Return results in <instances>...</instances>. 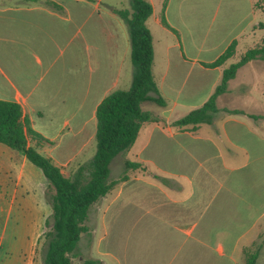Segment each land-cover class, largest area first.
Returning <instances> with one entry per match:
<instances>
[{
	"label": "crops",
	"instance_id": "crops-1",
	"mask_svg": "<svg viewBox=\"0 0 264 264\" xmlns=\"http://www.w3.org/2000/svg\"><path fill=\"white\" fill-rule=\"evenodd\" d=\"M147 1L151 74L164 105L143 109L157 121L145 122L133 143L109 161L108 179L123 172L126 178L88 208L72 264H244L243 249L264 231V71H243L260 59L227 80L209 122H171L200 107L223 68L238 60L232 55L206 65L231 41L234 48L243 43L256 23L254 0H240L239 11L229 0L226 11L237 10V18L223 32L217 31L221 21L213 27L217 2L198 37L188 34L184 0ZM204 1L196 5L200 12ZM121 8L128 0H0V99L18 103L21 118L47 140L28 138L29 145L58 167L73 163L60 170L64 176L94 153L98 102L130 84L127 28L114 12ZM161 12L175 32L161 24ZM64 129L71 134L65 141ZM126 160L143 169L125 171ZM26 161L0 143V223L13 214L28 227L25 247L14 248L13 239L0 264H42L47 208L32 175L39 185L45 182Z\"/></svg>",
	"mask_w": 264,
	"mask_h": 264
},
{
	"label": "trees",
	"instance_id": "trees-1",
	"mask_svg": "<svg viewBox=\"0 0 264 264\" xmlns=\"http://www.w3.org/2000/svg\"><path fill=\"white\" fill-rule=\"evenodd\" d=\"M164 2L165 0L163 5ZM114 12L127 28L132 67L130 84L126 89L111 91L96 105L94 153L88 161L77 165L69 176H64L48 157L27 143L28 138L36 144L47 140L21 118L20 105L11 100L0 99V143L19 151L29 163L40 170L46 183L45 199L50 213L43 222L45 230L42 232V264H72L77 240L87 230L85 221L88 208L113 184L126 178V173L123 172L117 179H108L109 161L133 143L145 122L157 121V117L150 111L141 109V102L150 101L156 105H164L151 74V36L145 25L146 18L151 14L150 3L147 0H128V8L114 9ZM160 21L163 26L175 32L166 23L162 12ZM261 27L264 29V25ZM234 47L233 40L206 65L221 64L234 54ZM251 59L264 61V37L261 45L246 49L237 61L223 68L219 83L200 107L173 120L171 125L194 127L197 123L209 122L217 110L214 101L216 95L224 91L227 80L234 76L236 69ZM123 169L142 170L143 166L126 160ZM259 248L258 244L253 249H243L244 264H254Z\"/></svg>",
	"mask_w": 264,
	"mask_h": 264
},
{
	"label": "rangeland",
	"instance_id": "rangeland-1",
	"mask_svg": "<svg viewBox=\"0 0 264 264\" xmlns=\"http://www.w3.org/2000/svg\"><path fill=\"white\" fill-rule=\"evenodd\" d=\"M90 3H93L94 0H89ZM201 0H184L183 4H182V12H183V18L184 20L188 23V28L190 29V31L188 32L189 36L191 37H198V34L201 32V29L203 28V23L205 24L207 22V18L209 15V8L211 6H215L218 2L219 4V11L217 13L216 16V20H215V24H214V28L216 30V23H218V21H221L222 24V28H218L217 31H221L223 32L224 30L228 29L230 27L231 24H233V22L235 21V19L237 18V16L235 15V13L237 12V10L235 11V9L232 12H228L227 13V9L229 8V2L231 3V1L229 0H205V11H201L200 9L198 10L196 8V5L198 6L200 4ZM232 2H237V7L233 8H237L238 11L241 8V2L240 0H232ZM86 8L91 7V4L87 3L85 4ZM254 10L256 13V23L253 25L252 29L247 33L246 37L244 38L243 43H239L238 46H236L233 57L234 58H238L246 49L250 48V47H254V46H259L262 44L263 42V37H264V29L261 27V25H264V0H254ZM94 18L91 20V23H93ZM223 30V31H222ZM191 34V35H190ZM252 68H250V66L246 67L243 71L249 72V71H255V72H263L264 71V62L261 60H255L252 64ZM262 66V68H261ZM141 108L142 109H148V110H152L154 112V109L156 108V105L151 103V102H143L141 104ZM51 132H54L55 129L54 128H50L49 129ZM90 130H94L91 127H87L86 131H90ZM71 137V134L69 133V131H67V129L63 130V134H62V140H68ZM92 141L94 143V137L92 138ZM92 143V145L94 146V144ZM90 145H87L86 151L89 152L90 151ZM27 165H29V167H31L30 169H33V171H35L36 173H38V175H40V178L44 179L42 173L40 172V170L33 166L31 163L27 162ZM73 163L70 164V168H73ZM68 166L66 165H61L59 166V169L62 170V172H65L66 169H70L67 168ZM75 168V167H74ZM45 182V180H44ZM32 183L35 187V189L37 190L38 194H39V189L41 188V197L39 198L41 201V205H45V207L47 208L46 212H43L42 215L44 217V220L48 217L49 212H50V207L49 204L46 202L45 199V193L47 192V188H46V184L42 183V185H39V178L35 175H32ZM22 219H18L15 218V215H11L7 218L5 225L3 226L2 223H0V259L5 258L6 255V250L8 249V244L9 246H14L12 244V242L15 240V246L14 248L18 249V248H24L25 247V243H26V235H27V231H28V227L22 223ZM44 222V221H43ZM42 222V223H43ZM41 223V233H40V241L41 243L43 242V238H42V232L43 230H45L43 224ZM14 233V237L12 236ZM14 239V240H13ZM262 245L261 246V251L258 254L256 261L254 264H264V231L261 232L257 238L254 240L253 244L251 245L250 249H253L255 246L257 245ZM42 248V245H41Z\"/></svg>",
	"mask_w": 264,
	"mask_h": 264
}]
</instances>
